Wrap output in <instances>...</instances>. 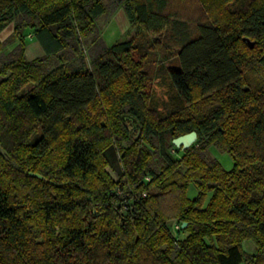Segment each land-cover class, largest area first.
<instances>
[{"label":"trees","instance_id":"trees-1","mask_svg":"<svg viewBox=\"0 0 264 264\" xmlns=\"http://www.w3.org/2000/svg\"><path fill=\"white\" fill-rule=\"evenodd\" d=\"M173 3L0 0V54L18 41L0 68V264H264V0H192V20ZM119 6L133 35L108 47L97 20ZM140 34L176 54L166 100Z\"/></svg>","mask_w":264,"mask_h":264},{"label":"rangeland","instance_id":"rangeland-1","mask_svg":"<svg viewBox=\"0 0 264 264\" xmlns=\"http://www.w3.org/2000/svg\"><path fill=\"white\" fill-rule=\"evenodd\" d=\"M173 2H174L173 8L179 10L182 13L181 15L184 18L192 20L196 16H201L200 7L198 5H194L192 3V0H173ZM11 24H12L11 26L13 29V23ZM123 24L124 23H122V21H120L119 18H116V15L110 18L108 17V15H103L102 17L98 19L97 25L100 29H102L101 39L103 40L106 46L110 47L111 45L117 43L118 41L131 38V36L133 35V28L131 29L127 27L124 28ZM11 26L5 28L4 30L0 32V39L2 41H4L11 34V32L9 33ZM153 37H154L153 35L144 37L140 34V35H137L136 42L145 43V50H146L149 47V45L152 43ZM160 39L162 38L160 37ZM24 40H25V46H26L25 54L29 60L35 59L37 57H41L44 54L43 49L41 48V46L35 39L32 40L28 36H26ZM17 43H18L17 40H13L12 42H8V44L4 46L2 53L0 54V68L6 59L7 53ZM158 43L156 44L155 47L150 48L151 50L150 49L148 51L146 50L147 57L143 61L144 62L143 64H144V69L148 72L150 76V81L147 84L146 90L148 92L155 93L160 98V100L163 101V100H166V88L164 87V83L161 80H158V78L156 77L157 71L161 66H164L165 68L176 66L177 61H176V56H175L176 54L172 52L173 50L166 49L165 47L160 48L159 46L160 44ZM88 47L89 45H86L85 50H87ZM84 55L86 57V61L89 62L90 59L87 56V54L85 53ZM166 55H170V58H168V60L163 58ZM124 122L128 126H130L134 134L138 132V129L135 128L137 123L132 124L130 123V121H128V119H126ZM208 156L211 158H216L221 164V166L226 170H229L233 167V160L230 157V155L227 152L218 150L214 146H211L209 148ZM118 158H119V155H118ZM107 171L112 175V177L116 178V176L113 174L112 170L109 167L107 168ZM197 193H198V189L195 186V184L190 183L186 191L187 197L192 199L197 195ZM210 197H211V193L208 192L206 194L204 204L208 203ZM174 233L176 237L179 239H183L187 236V232L185 230L181 231L180 233H177V232H174ZM241 245L244 251L247 253L253 254L256 252L255 244L251 240H244Z\"/></svg>","mask_w":264,"mask_h":264},{"label":"water","instance_id":"water-1","mask_svg":"<svg viewBox=\"0 0 264 264\" xmlns=\"http://www.w3.org/2000/svg\"><path fill=\"white\" fill-rule=\"evenodd\" d=\"M253 44L251 43V46ZM129 119L131 120L132 124L136 123V119L126 116L124 117V120ZM135 128L138 129V134H140V125L136 124ZM197 140V133L195 131H191L189 133L180 135L178 137H175L172 139V144L176 147V148H180L182 150H186L188 148H190L192 146V144ZM0 153L5 155L6 152L4 151V149L0 146ZM30 174H34L40 178H42V175L40 174H35V173H30ZM187 225L186 222L182 223V227L184 228Z\"/></svg>","mask_w":264,"mask_h":264},{"label":"crops","instance_id":"crops-1","mask_svg":"<svg viewBox=\"0 0 264 264\" xmlns=\"http://www.w3.org/2000/svg\"><path fill=\"white\" fill-rule=\"evenodd\" d=\"M108 15V17L110 18V17H113L114 15H116V18H119L120 19V21H122V23H124L123 25H124V28L125 27H127V28H132V25L130 24V21H129V19H128V17L126 16V14H125V12H124V10H123V7L122 6H119L118 8H116L114 11H112V12H110L109 14H107ZM125 16V17H124ZM98 21V20H97ZM12 24H9L7 27H9V26H11ZM6 27V28H7ZM12 26H11V29H10V31H9V33L10 32H12ZM101 30L102 29H100V37H101V35H102V32H101ZM28 37L30 38V39H35L34 38V35H33V33L30 31V32H28Z\"/></svg>","mask_w":264,"mask_h":264},{"label":"built area","instance_id":"built-area-1","mask_svg":"<svg viewBox=\"0 0 264 264\" xmlns=\"http://www.w3.org/2000/svg\"><path fill=\"white\" fill-rule=\"evenodd\" d=\"M143 195H145V194H143ZM176 228H179V226H176Z\"/></svg>","mask_w":264,"mask_h":264}]
</instances>
